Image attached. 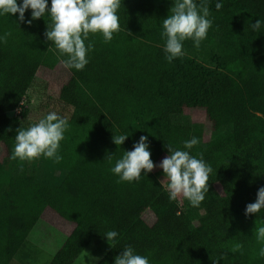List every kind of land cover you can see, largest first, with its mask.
I'll use <instances>...</instances> for the list:
<instances>
[{"label":"trees","instance_id":"1","mask_svg":"<svg viewBox=\"0 0 264 264\" xmlns=\"http://www.w3.org/2000/svg\"><path fill=\"white\" fill-rule=\"evenodd\" d=\"M215 2H208L213 24L200 47L185 40V55L169 63L160 22L170 0H122L120 31L109 43L99 34L89 39L92 51L133 79L140 93L133 95L129 115L110 119L69 77L58 95L71 109L60 163L42 156L10 159L16 130L33 121L28 109L8 114L20 106L37 69H53L58 61L47 50L46 19L28 26L15 14L0 17V34L11 32L0 42V264H9L45 209L73 226L49 264H72L92 240L105 241L110 229L119 241L97 264H113L125 245L147 255L150 264H264L256 240L264 216L244 215L264 186V29L249 28L264 20V0H223L219 11ZM151 95L178 114L157 109ZM187 108L203 110L208 140L203 125L183 114ZM119 134L129 136L114 145L112 136ZM140 136L148 137L154 165L168 154L165 144L181 147L192 136L200 139L191 154L202 153L213 168L200 207L169 201L159 167L147 176L142 171L139 182L117 183L110 168ZM147 212L150 224L143 220ZM236 244L242 248L234 252Z\"/></svg>","mask_w":264,"mask_h":264},{"label":"clouds","instance_id":"2","mask_svg":"<svg viewBox=\"0 0 264 264\" xmlns=\"http://www.w3.org/2000/svg\"><path fill=\"white\" fill-rule=\"evenodd\" d=\"M170 2L166 18L160 22L162 51L169 63L185 55V40H191L193 47L199 48L213 24L209 0H200L199 4L196 0ZM121 3L122 0H0V17L9 18L15 14L17 21L28 26L38 19H46L44 38L46 43L50 42L47 50L53 52L65 70L78 72L89 63V53L94 47L90 35L99 34L104 43H109L114 34L120 31L117 13ZM223 6V0H216L217 11ZM26 11H30L28 19H25ZM249 28L253 32H260L264 29V20L255 19L254 23H249ZM10 35L11 32L7 31L0 34V42H5ZM68 127V120L56 111L47 112L26 127L20 125L16 130L10 159L30 162L42 156L60 163L63 159L59 154L60 142ZM128 136L113 135L112 142L120 146ZM200 142L198 137L192 136L181 141V147L165 144L168 154L158 165H154L150 159L148 137L140 136L131 151H122V157L115 161L110 172L118 178L117 183H132L139 182L142 171L147 176L154 167H159L163 177L160 183L169 201L183 199L191 207L198 208L208 194L209 177L213 172L202 153L191 154V150ZM112 155H108L109 160ZM244 215L264 216V186L257 190L255 201L245 206ZM102 237L111 247H115L119 241V233L114 229L105 231ZM256 240L262 245L258 255L264 257V226L256 229ZM241 248V244H236L233 251ZM113 264H150V261L147 255L138 254L131 245H125ZM212 264H219V260H213Z\"/></svg>","mask_w":264,"mask_h":264},{"label":"rangeland","instance_id":"3","mask_svg":"<svg viewBox=\"0 0 264 264\" xmlns=\"http://www.w3.org/2000/svg\"><path fill=\"white\" fill-rule=\"evenodd\" d=\"M61 72L59 69L47 70L40 68L37 74L38 84L34 89L35 91L33 93L29 91L20 106L21 110H29V121H37L49 111H56L62 117L68 118L71 109L58 101L60 83L64 79ZM31 98L34 99L33 102H31ZM186 112L192 121L203 125L204 140H208L210 138V123L206 119L203 110L188 109ZM15 115L14 112L8 114L9 117ZM2 153L0 148V158ZM159 163L160 160L156 162V165ZM177 201L182 206L186 200L178 199ZM143 220L150 224L153 216L150 212H147L143 215ZM71 228L72 225L63 221L54 211L45 209L9 264H49L69 235Z\"/></svg>","mask_w":264,"mask_h":264},{"label":"crops","instance_id":"4","mask_svg":"<svg viewBox=\"0 0 264 264\" xmlns=\"http://www.w3.org/2000/svg\"><path fill=\"white\" fill-rule=\"evenodd\" d=\"M40 68L43 67L37 69L33 82L30 88L26 91V94H28L29 91L31 93L35 91L34 89L38 84L37 74ZM55 69L62 71L61 74L64 79L61 81L60 86H62L69 77L73 76L110 119L112 118V115H129L132 110L129 103L130 101H133V95L135 93L139 94L141 90L138 85H135L133 79L118 69L114 64L100 57L94 51L89 53V63L82 71L69 72L59 63L55 68L47 70ZM150 97L157 103V109H160L161 111L166 110V112L170 114H178L160 99L153 97L152 95ZM33 101L34 99L31 98V102ZM121 109L124 111H121ZM188 109L193 108L184 109V115H189L186 112ZM144 115L148 114L145 113ZM152 115H155V112ZM163 157L164 156L159 160L161 161ZM72 229L73 226L70 229V232ZM110 248L111 246L107 242L94 239L87 245L72 264H97Z\"/></svg>","mask_w":264,"mask_h":264},{"label":"built area","instance_id":"5","mask_svg":"<svg viewBox=\"0 0 264 264\" xmlns=\"http://www.w3.org/2000/svg\"><path fill=\"white\" fill-rule=\"evenodd\" d=\"M20 106H21V103H20ZM20 106L14 111L15 114H18L21 111V107Z\"/></svg>","mask_w":264,"mask_h":264}]
</instances>
